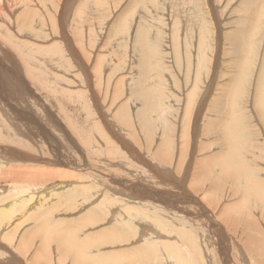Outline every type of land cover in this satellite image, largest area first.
<instances>
[{"label": "rangeland", "instance_id": "1", "mask_svg": "<svg viewBox=\"0 0 264 264\" xmlns=\"http://www.w3.org/2000/svg\"><path fill=\"white\" fill-rule=\"evenodd\" d=\"M89 1L0 0V264H264V4Z\"/></svg>", "mask_w": 264, "mask_h": 264}, {"label": "bare ground", "instance_id": "2", "mask_svg": "<svg viewBox=\"0 0 264 264\" xmlns=\"http://www.w3.org/2000/svg\"><path fill=\"white\" fill-rule=\"evenodd\" d=\"M16 1H18V0H16ZM21 1V0H20ZM34 1V0H33ZM66 1H68V0H66ZM89 1V0H88ZM195 0H188V2H189V4H191L192 2H194ZM259 1V4H257L256 3V0H254V1H252L251 3H250V7H252L253 6V4L254 5H256L257 7H262L263 6V4H264V0H258ZM6 2V1H5ZM15 2V1H14ZM90 2V1H89ZM212 2V1H211ZM22 4V3H21ZM11 5H12V3H11ZM38 6V5H37ZM68 6V5H67ZM22 7V6H21ZM145 8V7H144ZM11 9V8H10ZM62 9V8H61ZM66 9V8H65ZM64 10V9H63ZM2 11V10H1ZM12 11V10H11ZM61 11V10H60ZM13 12V11H12ZM30 12V11H29ZM199 13L200 12H192V14L191 15H187V17H191L192 18V16L193 17H195V18H198L199 17ZM75 15V14H74ZM82 15V14H81ZM196 15H197V17H196ZM61 17V16H60ZM67 21V20H66ZM67 24V23H66ZM246 25V24H245ZM67 29V28H66ZM65 33V32H64ZM240 38H241V36H240ZM67 41V40H66ZM248 42V41H247ZM252 42V41H251ZM19 43V42H18ZM56 44V43H55ZM80 44V43H79ZM146 44V43H145ZM23 45V44H22ZM57 45V44H56ZM59 45V44H58ZM70 45V44H69ZM9 46H11L10 44H9ZM34 46V45H33ZM50 46V45H49ZM71 46V45H70ZM12 47L13 46H11V49H12ZM36 47V46H35ZM35 47H34V49H35ZM39 47V46H38ZM52 47V46H51ZM84 47V46H83ZM82 47V48H83ZM147 48H148V46H146ZM23 49H24V47H22ZM44 48V47H43ZM36 50V49H35ZM34 50V51H35ZM11 51V50H10ZM72 50H70V52H71ZM77 51V50H76ZM85 51V50H84ZM12 52V51H11ZM24 52V51H23ZM82 52V51H81ZM26 53V52H25ZM85 53V52H84ZM11 54V53H10ZM13 54V53H12ZM87 55V54H86ZM15 56V55H14ZM80 56V55H79ZM78 56V57H79ZM75 57H77V56H75ZM91 57V56H90ZM11 58H12V56H11ZM81 58V57H80ZM88 58V57H87ZM100 59V58H99ZM16 60V59H15ZM14 60V61H15ZM76 60H78V58L76 59ZM17 61V60H16ZM31 61V60H30ZM80 61H82V59L80 60ZM98 61V60H97ZM77 62V61H76ZM29 63V62H28ZM15 64V63H14ZM17 64V63H16ZM24 64V63H23ZM60 64V63H59ZM22 65V64H21ZM81 65H85V64H82L81 63ZM30 66V65H29ZM88 66V65H87ZM87 66H85V68L87 67ZM81 67V66H80ZM81 68H83V67H81ZM84 68V69H85ZM26 69V68H25ZM38 69V68H37ZM29 71V70H28ZM19 72H21V71H19ZM88 73V72H87ZM11 76V75H10ZM19 76V75H18ZM15 77V76H14ZM27 77V76H26ZM17 78V77H16ZM11 79V78H10ZM54 80V79H53ZM2 84V83H1ZM92 86V85H91ZM10 87V86H9ZM21 87V86H20ZM35 87H36V85H35ZM50 87V86H49ZM22 89V88H21ZM35 89V88H34ZM23 90V89H22ZM66 90V89H65ZM11 91H12V89H11ZM27 91V90H26ZM49 91V90H48ZM34 92V91H33ZM27 93V92H26ZM40 93V92H39ZM42 93V92H41ZM25 94V93H24ZM71 95V94H70ZM74 95V94H73ZM98 95V94H97ZM11 96V95H10ZM28 96H30V95H28ZM56 96V95H55ZM71 97H73V96H71ZM78 97V96H77ZM31 98V97H30ZM75 98V97H74ZM78 98H80V97H78ZM94 100H96V99H94ZM189 101H190V99H188ZM21 101H22V99H21ZM66 101V100H65ZM7 102V101H6ZM67 103V102H66ZM97 105V104H96ZM188 106V105H187ZM12 107V106H11ZM44 107V106H43ZM48 108V107H47ZM46 108V109H47ZM45 110V109H44ZM43 112V111H42ZM12 114H14V112L12 113ZM18 115V114H17ZM20 115V114H19ZM187 115V114H186ZM21 116V115H20ZM20 118V117H19ZM80 118V117H79ZM52 120H54V119H52ZM81 121V120H80ZM27 123V122H26ZM82 123V122H81ZM82 124H84V123H82ZM78 125V124H77ZM125 128V127H124ZM184 128V127H183ZM188 130V129H187ZM182 133V132H181ZM192 133V132H191ZM123 134V133H122ZM193 134V133H192ZM124 135V134H123ZM183 135H184V133H183ZM228 135V134H227ZM189 136H192V135H189ZM225 136V135H224ZM123 137H125V136H123ZM134 137V136H133ZM231 137V136H230ZM186 138V137H185ZM228 138H229V136H228ZM186 140V139H185ZM123 141V140H122ZM195 141V140H194ZM232 141V140H231ZM229 142V141H228ZM123 144L125 143L124 141L122 142ZM145 143V142H144ZM165 143H167L166 141L165 142H162V143H159L158 144V147L155 149V153H156V156H158V154H160L161 155V157L164 155V149L166 148H168V147H166L167 146V144H169V143H167V144H165ZM147 144V143H146ZM206 145V144H205ZM142 146V145H141ZM191 146V145H190ZM203 146V145H202ZM206 147V146H205ZM170 148V147H169ZM185 148V147H184ZM133 150H135V149H133ZM163 150V151H162ZM183 150V149H182ZM186 151V150H185ZM189 151H190V149H189ZM197 151V150H196ZM148 152V151H147ZM168 152V151H167ZM193 152V151H192ZM83 155V154H82ZM86 157V156H85ZM207 158V157H206ZM228 158V157H227ZM226 158V159H227ZM205 159V158H204ZM207 160V159H206ZM233 160V159H232ZM205 163V162H204ZM206 163H208V161L206 162ZM219 163L221 164V165H223V164H225V160L224 159H221L220 161H219ZM230 163V162H229ZM201 165H203V164H201ZM206 165V164H205ZM235 165V164H234ZM207 166V165H206ZM205 167V166H204ZM225 167V170L226 171H228V174H230L229 172V170H227L226 168L227 167H229V165L228 164H226V166H224ZM236 169H238V168H236ZM207 171H209V170H204V171H202V170H199L198 171V175H200V178L202 177H204L202 180H204V182L205 181H207V175H208V173H207ZM211 171V170H210ZM66 173V172H65ZM226 173V172H225ZM225 173H224V177H225ZM69 174V173H68ZM197 175V176H198ZM227 175V174H226ZM42 176V175H41ZM44 176V175H43ZM45 177V176H44ZM47 177V176H46ZM53 177V176H52ZM223 177V178H224ZM195 178V177H194ZM193 178V179H194ZM224 179H226V177L224 178ZM196 180V179H195ZM200 180L201 179H198L197 178V181L194 183L195 184V186L197 187V185H199L200 184ZM112 181H114V180H112ZM194 181V180H193ZM210 181V180H209ZM117 182V181H116ZM120 182V181H119ZM201 182H203V181H201ZM208 184H207V187H206V189H205V191L206 192H209V193H213V192H215L216 190H217V188H216V190L215 191H211V187L213 186H211L210 188H209V182H207ZM215 183V182H214ZM119 184V183H118ZM193 184V183H192ZM193 184V185H194ZM202 184V183H201ZM212 184V183H211ZM128 185V184H127ZM136 185V184H135ZM202 187V186H201ZM214 187V186H213ZM215 187H216V185H215ZM252 187V186H251ZM214 189V188H213ZM135 190V189H134ZM197 190V189H196ZM200 190V189H199ZM203 189L201 188V191H202ZM138 192H140L139 190H137ZM204 191V192H205ZM134 192V191H133ZM197 192H198V190H197ZM130 193V192H129ZM137 193V192H136ZM146 193V192H145ZM139 194V193H138ZM189 194V193H188ZM188 194H186V195H188ZM219 194V193H218ZM121 195V194H120ZM119 195V196H120ZM140 195V194H139ZM143 196L145 195L144 193L142 194ZM142 195H140V196H142ZM189 196V195H188ZM217 196V195H216ZM123 197V196H122ZM135 197V196H134ZM145 198V196L143 197V199ZM150 198V197H149ZM190 198V197H189ZM187 199L188 200V202L187 203H189V202H194L196 199V201L198 202V198H195V197H193V196H191V198H194V199ZM142 198H140V202L143 200ZM208 199V198H207ZM186 200V201H187ZM153 203H163V204H165V205H167L168 203H166V202H163L162 200L160 201H158L157 199H156V201H154V200H151ZM185 201V202H186ZM204 201V200H203ZM171 202V201H170ZM137 203H139V202H137ZM142 203H143V201H142ZM179 203V202H178ZM199 204L201 203H203L200 199H199V202H198ZM141 204V203H140ZM190 204V203H189ZM121 205V204H120ZM142 205V204H141ZM180 206V205H179ZM178 206V207H179ZM186 206L187 207H190L191 205H188V204H186ZM169 207H170V205H169ZM198 207H199V205H198ZM216 207V206H215ZM183 209H184V207H183ZM212 209V208H211ZM156 210V209H155ZM178 211V210H177ZM199 211H201V210H199ZM202 211H203V209H202ZM214 211V210H213ZM212 211V212H213ZM230 210L229 209H227V207H225V208H223V210L221 211L222 212V214L221 215H224V213H225V215H228V212H229ZM126 212V211H125ZM180 212V211H179ZM184 212V211H183ZM186 213H187V211H185ZM191 213H193V212H191ZM129 214H134V213H130L129 212ZM194 214V213H193ZM185 215H187V214H185ZM192 215V214H191ZM134 216H135V214H134ZM141 217L140 215H138V214H136V216L135 217ZM139 217H138V219H139ZM190 217V216H189ZM202 217H204V216H202ZM206 217V216H205ZM142 218V217H141ZM196 218V217H195ZM215 218H218V217H215ZM222 218H224V216L222 217ZM221 218V219H222ZM137 219V218H136ZM204 219V218H203ZM209 219V218H208ZM207 219V220H208ZM225 219V218H224ZM227 219V218H226ZM131 220V219H130ZM201 220V219H200ZM223 220V219H222ZM225 221V220H224ZM233 221V220H232ZM232 221H231V223H232ZM139 222V221H138ZM190 222V221H189ZM230 221L228 220V222H227V220H226V223H227V226H225V228L226 227H228V226H231V227H233V225H231L230 223H229ZM236 222V221H235ZM206 223H208V222H206ZM215 223V222H214ZM233 223H234V221H233ZM238 223H240V222H238ZM256 223V222H255ZM216 224V223H215ZM228 224H230V225H228ZM242 224V223H241ZM240 224V225H241ZM244 224V223H243ZM242 224V225H243ZM209 225V224H208ZM217 225V224H216ZM241 225V226H242ZM247 225V223L245 224V225H243L244 227ZM201 226V225H200ZM239 226V225H238ZM254 226H256V225H254ZM253 226V227H254ZM211 227H212V225H211ZM214 227V226H213ZM223 227V226H222ZM203 228V227H202ZM210 228V227H209ZM250 228V227H249ZM211 229V228H210ZM233 229V228H232ZM235 229V228H234ZM244 229H246V228H244ZM259 230V229H258ZM222 231V230H221ZM237 231H239V230H237ZM243 231V230H242ZM217 232V231H216ZM244 232V231H243ZM213 233V232H212ZM254 233V232H253ZM52 235H55L56 233H51ZM225 234V233H224ZM242 234V233H241ZM240 233H239V235H241ZM57 235V234H56ZM64 235H66V234H64ZM214 235V234H213ZM228 237H227V236ZM225 235V239H228V238H231V237H229V234H226ZM235 235V234H234ZM243 235H244V237H243V239H242V244L249 250V249H252V247H253V243H254V237H253V235H251L250 234V232L248 233L247 231L245 232V233H243ZM242 235V236H243ZM60 236V235H59ZM66 236H68V234L66 235ZM179 236H181L182 238L184 237L185 238V234H183V233H181V234H179ZM215 239V238H214ZM59 240V243L57 242ZM54 241H56L57 243H58V245H63V248H64V250H65V244H66V237L65 236H63L62 238H60V237H56V239L54 240ZM257 241V240H256ZM227 242V241H226ZM226 244H228V243H226ZM165 245V244H164ZM225 245V244H224ZM222 246V245H221ZM227 246H229V244L227 245ZM71 246H69V248H70ZM222 248V247H221ZM230 248V247H229ZM254 248V247H253ZM227 249V248H226ZM225 249V250H226ZM74 250V249H73ZM72 250V251H73ZM230 250V249H229ZM45 248H42L39 252H37L36 254H34V256H33V259L35 260V261H37L38 262V264H49V259L47 258V256H46V254H45ZM68 251V250H67ZM67 251H64L66 254H67ZM227 251V250H226ZM225 252V251H224ZM224 254V253H223ZM78 256V255H77ZM76 256V253H75V251L73 252V260L77 257ZM80 256V255H79ZM226 255H224V257H225ZM70 257H72V256H70ZM239 264V263H238Z\"/></svg>", "mask_w": 264, "mask_h": 264}]
</instances>
